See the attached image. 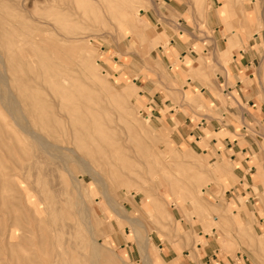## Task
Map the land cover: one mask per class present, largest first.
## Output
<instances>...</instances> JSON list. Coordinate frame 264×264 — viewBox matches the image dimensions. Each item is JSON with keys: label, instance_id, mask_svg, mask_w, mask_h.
Here are the masks:
<instances>
[{"label": "rangeland", "instance_id": "rangeland-1", "mask_svg": "<svg viewBox=\"0 0 264 264\" xmlns=\"http://www.w3.org/2000/svg\"><path fill=\"white\" fill-rule=\"evenodd\" d=\"M40 1L30 2L42 7ZM69 1L66 29L74 42L67 47L82 61L57 70H77L60 80L71 88L81 114L70 117L60 108L49 86L59 79L41 76L45 61L22 67V77H10L9 87L23 102L30 130L67 148L64 153L90 171L71 160L64 166L40 150L0 104V264H26L27 259L47 264V257L53 264H179L191 238L203 242L198 233L216 243L221 254L234 258L237 252L256 251L264 263V232L254 214L263 217L254 203L264 205V169L258 168L253 184L239 185L223 142L234 138L223 125L244 132L243 125L264 147V0ZM0 5L2 21L20 20L7 2ZM173 48L184 50L182 57ZM234 53L237 59L246 54L251 63L238 78L229 68ZM91 71L104 86L87 80ZM181 78L206 94L186 82L183 89ZM238 80L243 102L234 89L230 92L238 89ZM19 82L25 94H18ZM34 99L54 112V122L32 123ZM253 106L262 114L252 116ZM235 107L247 115L221 116L220 111ZM176 117L184 127L185 118L221 125L217 134L202 130L199 148L207 152L184 143ZM74 128L81 137L74 136ZM26 197L39 205L40 225L39 213L31 219ZM12 227L19 236L10 240ZM174 255L179 260H171Z\"/></svg>", "mask_w": 264, "mask_h": 264}, {"label": "bare ground", "instance_id": "bare-ground-1", "mask_svg": "<svg viewBox=\"0 0 264 264\" xmlns=\"http://www.w3.org/2000/svg\"><path fill=\"white\" fill-rule=\"evenodd\" d=\"M30 1L27 2V0H23V1L0 0V2L2 3L7 2V4H9L8 5L9 8H11L12 11L17 12V14L20 13L21 15L19 17L20 20L18 21L16 20L2 21L1 20L2 17H0V46L2 47V51H0V66L6 65V69L2 68L0 70V87H2L4 90L2 92L0 91L1 92L0 104L4 106L3 108L6 109V112L11 116L16 126H18L22 130V132H25V134L27 133L26 135L30 137L32 142H35L34 144H37L38 147H40L39 148L40 150H43L44 152L46 151L47 152L46 154L48 155L51 153L50 154L51 156L50 155L49 156L54 157L56 160H61L60 161L61 163L63 161L62 164L64 166H66L64 162L71 160V162L77 163L80 169L88 173L90 170L88 171L89 167L86 166L87 164H85V162H83L82 160L76 161L64 153V150L65 151L68 150L67 148H64L62 146H57L55 144H51L44 135H40L38 133L36 134L32 132V130H30L29 128L30 126H28L29 121L26 119V115L24 114L26 111L23 113L21 107L22 106L21 104L23 102L20 103V101H17V98H15V96H13V94L11 93V89L9 87L10 77L12 76L22 77L21 75L22 67L29 66L35 61H45L44 71H42L41 76L44 77L45 80L47 79L49 80L50 78L59 79V81H57L56 83L52 81L48 83L49 86L52 88V90L55 92V94L58 95L57 97L60 98L61 100L59 104L60 108H62L64 113L70 117H76L81 114V110H80L81 106L79 107L78 104L76 103V99H74V96L71 92V88H68V86L67 88L64 87L62 84L63 82L60 80L62 76L72 74L77 70L72 68V72H71L70 69L72 66L70 67V69H67L65 72H59L57 70V68L60 65L67 64V66L68 65L70 66V64H73L74 62L82 61L81 59H79V57L75 55L72 48L70 50V48L67 47L69 44H72L74 42V38L71 36L70 30L66 29L67 28L66 19L69 18L71 15L69 10L70 1L41 0L40 2L43 5L42 7H35L33 3H31ZM107 7L110 10L109 2L107 3ZM220 16L222 17L223 14H220ZM235 40L236 38H233L231 41L233 42ZM36 49H38L39 51H37ZM68 55L70 57L69 59L67 58ZM85 77L93 85L104 86L105 84L103 83L102 77L99 74L92 73V71L91 73L86 74ZM18 81H21V79L19 78ZM16 87L18 88V94L22 95L27 92L22 87L20 82ZM41 101L43 100L34 99L33 103L31 104L36 112V114L33 115V118L30 117L32 118V123L54 122L55 119L54 112H49L40 108ZM72 133L76 138L81 137L82 135L81 130L79 129L77 130L75 128L72 130ZM92 147H94L95 149H97L98 147V153H100L99 146L96 145L95 141L92 142ZM85 154L87 155L89 154V152L86 151ZM13 163L15 165V168H18L17 163L14 161ZM20 169L21 167H19L17 170ZM25 199L27 203V209H28L27 211L32 214L31 219L32 218L35 219V215L40 212L39 205L36 202L34 203L30 201V197H26ZM109 201L111 202V200ZM109 204L112 207L114 206V204L111 203ZM48 207H50V205ZM82 209L84 208L82 207ZM81 212L85 214L84 212H87V210L85 211L81 210ZM40 214L41 213H39V218H36L35 220L38 225H40L43 222L40 220ZM87 214L88 213H86V215ZM23 231L27 233L30 232L29 230H23ZM89 231L91 232V230ZM18 232L19 230L17 228L12 227L10 231V240L13 238L14 239L17 238L19 236ZM143 246L145 245L142 244V247ZM25 263L32 264L28 259L25 260ZM95 263H96V258H95ZM47 264H53L52 261H50L49 257H47Z\"/></svg>", "mask_w": 264, "mask_h": 264}, {"label": "crops", "instance_id": "crops-1", "mask_svg": "<svg viewBox=\"0 0 264 264\" xmlns=\"http://www.w3.org/2000/svg\"><path fill=\"white\" fill-rule=\"evenodd\" d=\"M173 50L174 52H176V55L182 57L184 50L177 48H173ZM232 58L233 62L230 64L229 68L237 78L239 77V74H241L243 71L247 72V70L250 69L251 63L249 61V57L246 54H240V58L237 59L236 54L234 53ZM183 59L184 57L180 62H183ZM166 66L167 68H170L169 70H171V62L168 61ZM226 81L227 80L223 79L225 87L224 89H229V87L226 85ZM177 82L179 86H183V89L186 88L184 85V82H186V84H192L195 88H198L199 90L203 91V94H206V91H204L201 86L192 83L189 79L181 78ZM236 84L235 85L238 89H236V87L231 88L230 92H233L234 89L238 93V96L241 101L243 102L246 99L245 96H243L242 94V83L238 80ZM239 84L241 85L239 86ZM172 93H175V91H172ZM178 94H181V90H178ZM145 97L149 100V102H151L147 94ZM155 100L157 107L161 108L162 103L159 104V97H155ZM163 104H166V106H171V102H169V100H165ZM246 104L249 106V103H247V101ZM153 107H155L154 109H156V106ZM172 108L173 107H170L169 113L170 115L174 116ZM249 109H251L252 116L254 115V117L258 116L259 113L262 114V111L260 110L258 112L257 107L255 106L249 107ZM227 113L230 115L242 114V116L244 117L245 115H247L246 112H244L243 109L240 107L228 108L226 109V112L220 111L221 116H225ZM175 119L177 120V132L183 139L184 143L188 144L191 148L202 151L203 153L207 152V150H201L199 148V144H201V139L203 138L202 130L211 128L213 130V133L217 134V131L221 126L214 119L210 120L207 124L204 119H201L199 122L194 123L192 120L185 118L183 122L187 125L184 127L182 126V122L178 117H176ZM230 121L232 122L233 120ZM240 127L244 129V132L239 131V129H237L238 131H236L233 125H223V130L228 132L230 135L234 136L233 140L231 141L227 137L223 139L224 148L225 152L227 153L226 155H228L229 157L230 163L234 165L232 172L238 178L240 183L239 185H242L244 180L253 184V180L259 177L258 168H260L261 170L264 169V147H262V142L259 136H254V134H248L247 128H244L243 125H240ZM257 127H260L259 124H257ZM214 141V139H212L211 141L213 145H215ZM256 185L259 190H262L261 184L259 182H257ZM253 200L254 199H252L251 201ZM254 204L259 205L261 209V214L264 217V205L260 203ZM254 214L258 221L259 227H261L260 232L262 233L264 232V218L259 217V213L255 210ZM197 238L203 239V242H195V240L191 238L190 250L188 252L184 251L180 260L179 258H177L176 255H174L171 260L178 259L179 264H264L260 261L262 256H260L256 251H242L241 253L237 252L235 253L233 258L229 254H221L217 247V244L214 243L211 239H209L206 235H200V233H198Z\"/></svg>", "mask_w": 264, "mask_h": 264}]
</instances>
